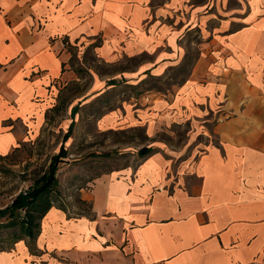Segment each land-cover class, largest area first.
I'll list each match as a JSON object with an SVG mask.
<instances>
[{
    "label": "crops",
    "instance_id": "crops-1",
    "mask_svg": "<svg viewBox=\"0 0 264 264\" xmlns=\"http://www.w3.org/2000/svg\"><path fill=\"white\" fill-rule=\"evenodd\" d=\"M191 34L185 78L144 88L171 80ZM70 50L115 68L84 66L75 102ZM88 98H112L93 130L143 128L153 151L49 209L0 264H264V0H0V156L60 111L71 141Z\"/></svg>",
    "mask_w": 264,
    "mask_h": 264
},
{
    "label": "rangeland",
    "instance_id": "rangeland-1",
    "mask_svg": "<svg viewBox=\"0 0 264 264\" xmlns=\"http://www.w3.org/2000/svg\"><path fill=\"white\" fill-rule=\"evenodd\" d=\"M197 36L192 34L188 36L190 50L183 59V66L171 73V80L166 82L148 80L144 88L164 91L169 89L171 84L180 83L195 60L196 46L193 42L196 41ZM70 52L71 66L81 82L70 85L65 94L67 98H75V102L83 97L84 89L89 83V74L87 73L88 76L85 77L84 66L87 69L92 68L96 73H112L115 68L97 65L92 51H87L82 58H79L73 50ZM132 64L133 62H127L124 65L131 67ZM90 100L91 98L87 99V106L82 108L75 117L77 118L79 115L80 122L73 129L71 141L64 140L62 128H59L65 122V119H62V112L59 110L60 119L52 118L45 134L39 141L34 144L22 145L7 157L0 156V252L9 250L17 238H24L19 231V226L9 228L2 225L7 222L9 217V213H5L6 207L10 206L17 195L30 190L36 180L47 172L51 161L61 147L64 148L65 154L57 165V186L55 192L50 194V198L53 201L59 198V202H55L53 206L63 209L69 203L74 204L77 199L76 193L81 189L88 188L89 184L98 176L121 168L130 161L135 164L145 157L148 150L150 153L153 151V139L146 137L143 128L103 134L93 130L94 120L109 108L112 98L105 103L103 100ZM177 134H180L179 130H177ZM155 139L156 141L164 140V134L160 133ZM82 208L86 210L84 205ZM70 211L76 214L71 209ZM19 214L22 216L23 211H19Z\"/></svg>",
    "mask_w": 264,
    "mask_h": 264
},
{
    "label": "trees",
    "instance_id": "trees-1",
    "mask_svg": "<svg viewBox=\"0 0 264 264\" xmlns=\"http://www.w3.org/2000/svg\"><path fill=\"white\" fill-rule=\"evenodd\" d=\"M71 132L72 126L64 135V140H67L70 137ZM149 153L150 151L148 150L145 153V156ZM64 154L65 150L63 147H61L58 154L51 161L47 172L36 180L34 186L30 190L17 195L14 200H12L10 206L6 207L5 209V213H9V217L7 222L2 225L9 228L13 226H19V231L22 236H24V238H28L31 243L35 240L39 233L40 221L43 216L48 212L49 209L54 207L53 204L55 202H59V198L53 201L50 198V194L55 192V188L57 186V165ZM7 156L8 155L2 157ZM19 211H23L22 216L19 214ZM20 239L22 238H17V240L13 243L19 241ZM30 249H32L31 245Z\"/></svg>",
    "mask_w": 264,
    "mask_h": 264
}]
</instances>
